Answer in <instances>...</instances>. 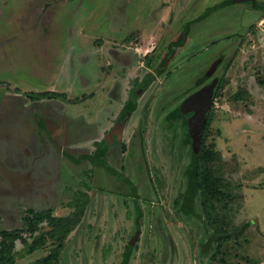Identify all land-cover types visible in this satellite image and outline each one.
<instances>
[{
    "label": "rangeland",
    "instance_id": "1",
    "mask_svg": "<svg viewBox=\"0 0 264 264\" xmlns=\"http://www.w3.org/2000/svg\"><path fill=\"white\" fill-rule=\"evenodd\" d=\"M226 1L0 0V124L10 112L15 125L0 128L1 231L25 228L29 211L67 217L88 197L61 264H123L128 250L127 264H264V12L253 4L264 0L217 8ZM217 79L204 130L212 183L201 218L187 217L192 139L187 114L169 117ZM100 142L118 174L86 158ZM41 227L22 235L31 243ZM53 248L17 240L12 253L32 264Z\"/></svg>",
    "mask_w": 264,
    "mask_h": 264
},
{
    "label": "trees",
    "instance_id": "2",
    "mask_svg": "<svg viewBox=\"0 0 264 264\" xmlns=\"http://www.w3.org/2000/svg\"><path fill=\"white\" fill-rule=\"evenodd\" d=\"M235 3V0H229L223 2L217 6V8H223L227 5ZM255 5V9L261 10L264 12V4L257 3L253 1ZM220 83V82H219ZM219 85V84H218ZM217 89V88H216ZM215 89V90H216ZM50 94H44V96ZM55 95V94H52ZM135 105H131L126 109L125 116H129L131 112L135 110ZM211 112V110H210ZM210 112L207 116V122L205 129H207L210 125V121L212 116ZM193 113H188L186 118L183 120V126L186 130L185 135V142L189 143L191 141V136L189 134V125L188 121L192 117ZM171 121H173V116L169 117ZM175 119V118H174ZM206 137L203 135L202 144L200 147V152L198 158L195 162V166L192 165L187 169L186 173L189 177V184L187 189L183 195L184 202L181 206V212L187 217H195L201 218V214L196 211V199L200 195L201 192H206V190L210 187L207 183H212L211 179L208 176V173L205 171V162L209 156V152L204 150V143ZM100 148V149H99ZM98 148V152L93 155L86 156V158L92 160L94 164L98 167H103L104 169L108 170L112 174H118L117 171L110 165H108L103 160L99 159V154L101 153L102 146ZM193 157V156H192ZM123 179H128L123 177ZM126 183L130 185L133 189V196H136L135 186L131 183L130 180H127ZM86 197V195H85ZM82 203H79L76 206V211L67 217H56L53 215V210L42 211V212H32L29 211L28 214L24 218L25 228L18 230V231H5L0 230V237L3 238V243L0 247V264H15L16 259L14 254L12 253V248L17 240H21L27 246V252L33 253L39 249H41L47 240H52L53 245L55 248L51 250V252L44 258L32 263V264H61L62 254L65 248V241L67 237L78 227L81 223L86 207L89 203L88 197H86ZM47 222L48 226L51 230L46 233L42 234L41 236L35 237L31 243H28L27 237L23 236V232H28L30 236H33L36 232L42 229V224ZM250 223L244 224L239 230L234 232H223V233H215L209 240L207 244H205V249L210 248L212 244H217V246L221 245L224 241H229L232 238H239L244 235L246 230L249 228ZM129 250L126 252V258L123 264H127L129 259Z\"/></svg>",
    "mask_w": 264,
    "mask_h": 264
},
{
    "label": "water",
    "instance_id": "3",
    "mask_svg": "<svg viewBox=\"0 0 264 264\" xmlns=\"http://www.w3.org/2000/svg\"><path fill=\"white\" fill-rule=\"evenodd\" d=\"M217 66L218 64L212 66L211 71L206 76L209 77L212 72L215 71ZM207 77H205V79H207ZM205 79L201 80L199 83H202ZM217 84L218 79L211 85L195 92L172 114L173 118H180L190 112L193 113L192 117L188 121L189 134L192 139L193 147V166H195V162L200 152L207 116L212 107Z\"/></svg>",
    "mask_w": 264,
    "mask_h": 264
},
{
    "label": "flooded vegetation",
    "instance_id": "4",
    "mask_svg": "<svg viewBox=\"0 0 264 264\" xmlns=\"http://www.w3.org/2000/svg\"><path fill=\"white\" fill-rule=\"evenodd\" d=\"M4 109H5V107H4ZM6 110V109H5ZM125 112H126V109H125V111H124V116H123V118H122V122L121 121H119L120 122V126H119V128H118V131H116V132H113V134H115V136L116 135H118V134H120V133H117V132H120L121 130H123L124 129V126H125V124H126V120L129 118V116H125ZM2 114H3V112H1L0 113V122L2 121V123L4 122L3 120H2ZM7 114V113H6ZM7 117H8V119L6 120V122L4 123V125H2V123L0 124V128H1V130L5 127V129L7 130V132L10 134V133H12V131L15 129L14 128V124H12V120H11V116H10V112L7 114ZM48 122H46V123H49V125H51L52 124V122H49V120H47ZM36 123L38 124V126H39V123H38V121H36ZM37 126V125H36ZM39 131H41V129H40V127H39ZM2 132H5V131H0V133H2ZM122 132V131H121ZM61 132H59L58 134H60ZM9 134H1L2 136H5V137H7ZM59 137V136H58ZM50 140H51V142H52V144L55 142V140L53 139V137H51L50 138ZM102 144H103V142H100L99 144H98V146H97V148H96V151L93 153V154H95L96 152H98V148L100 147V146H102ZM58 148H60V147H58ZM100 149V148H99ZM93 154H91V155H93ZM99 156H100V154H99ZM89 161L93 164V166H96L95 164H94V162L92 161V160H90L89 159ZM97 167V166H96ZM30 176H31V174H30ZM21 182V181H20ZM36 182H37V180H36ZM52 185V184H51ZM50 184H49V186H51ZM41 187V188H43V187H45V186H43L40 182H37V186L36 187Z\"/></svg>",
    "mask_w": 264,
    "mask_h": 264
}]
</instances>
